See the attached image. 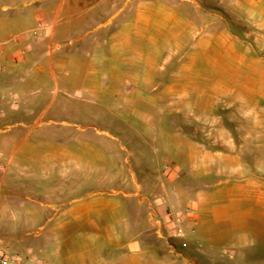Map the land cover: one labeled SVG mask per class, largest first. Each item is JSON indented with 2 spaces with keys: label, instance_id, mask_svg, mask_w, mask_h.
<instances>
[{
  "label": "rangeland",
  "instance_id": "374dc122",
  "mask_svg": "<svg viewBox=\"0 0 264 264\" xmlns=\"http://www.w3.org/2000/svg\"><path fill=\"white\" fill-rule=\"evenodd\" d=\"M62 1L67 6L63 23L54 27L52 14ZM146 1L99 0L92 5L91 0H10V7L0 12V52L24 42L21 48L0 53V218L8 185L23 184L36 190L67 185L65 202L77 198L72 205L91 206L85 218L116 217L92 207L108 199L95 191L112 186L107 178L120 172L136 189L146 216L169 228L170 247L190 252L191 264H264V221L253 219V207L247 222L242 206L234 209L238 220L229 239L216 248L199 233L204 216L195 204V195L207 184L199 179V148L213 149L216 137L231 136L234 121L254 107L261 110L264 85L255 86L261 95L249 94L244 65L234 66L236 76L230 77L237 57L223 49L219 54L216 41L207 54L196 53L194 64L184 71L181 54L189 50L172 45L184 22L199 21L183 5L188 13L176 14L167 24L163 17H150V24L138 26L136 8ZM193 1L214 10L211 3ZM36 12L47 19L37 20ZM234 15L230 27L239 51L243 46L258 50L247 34L257 30L247 25L243 8ZM172 73L187 75L182 84L190 93L167 98ZM211 77L221 80L229 94L209 91L211 82L205 80ZM252 115L259 113L254 110ZM258 138L252 155L244 156L251 169L253 156L264 163V130ZM188 148L194 152L191 156ZM211 210L207 219L213 216ZM44 211L48 216L54 209ZM177 227L183 235L175 234ZM49 228L0 221V250L41 258L40 239ZM72 228L76 226L67 231L72 252L80 253L83 235Z\"/></svg>",
  "mask_w": 264,
  "mask_h": 264
},
{
  "label": "crops",
  "instance_id": "0c3cea01",
  "mask_svg": "<svg viewBox=\"0 0 264 264\" xmlns=\"http://www.w3.org/2000/svg\"><path fill=\"white\" fill-rule=\"evenodd\" d=\"M96 1L99 0H91V4L94 5ZM154 1L141 2L136 8L135 23L138 26L150 24L152 22L149 21L150 17L152 20L163 17L167 24L176 14L185 15V11L188 13V9L182 11L183 5L190 7L189 12L194 14L193 19L199 21V24L192 21L184 22L177 30L176 40L172 45L175 49L189 50L188 54L186 52L181 54L184 71H189L197 55L207 54L212 41H216L219 54H224L221 49L226 45L242 57L239 62L230 58L234 65L229 76H236L233 72L234 66L237 65V68L239 65L247 66L248 71L243 74L247 81L246 91L253 96L263 93H256L255 86L264 85L262 68L264 66V0H201L203 3H211L214 10H206L193 0H157L159 2L157 6ZM9 2L10 0H0V12L10 7ZM64 6L62 1L55 7L52 14L54 27L60 21L63 23L61 14L65 11ZM238 7L243 8L247 25H252L257 30L256 33L252 31V34H247L257 42L258 50L245 46L241 48V52L238 49L235 34L230 27V21L236 17L234 13ZM36 16L37 20L47 19L42 12L38 14L36 12ZM223 38L227 39L225 44L222 42ZM23 46L24 42L9 44L4 46L0 53H9L10 49ZM174 52L173 55H180ZM3 69L5 71V68ZM0 76H2L1 71ZM172 76L174 83L167 89V98L186 95L185 92L188 90L184 89L182 83L187 75L172 73ZM205 82H211L209 91L217 96H224L231 91L229 88L226 92L223 91L219 79L211 77ZM252 109L247 116L233 122L234 131L231 136L216 137L213 149L203 146L198 150L199 159L204 162L199 165L198 171L202 172L199 174V179L206 180L207 183L204 190L195 195V204L204 216L199 224V233L216 248L229 239L230 228L238 220L234 209L242 206L244 212L242 218L247 222L252 218L248 213L253 207L256 212L253 219L264 221V163L253 156L255 167L251 169L250 160L244 158L245 153L252 155L250 152L255 151L260 143L258 137L264 130V107L261 110L255 107ZM254 110L259 115H252ZM188 145L192 147L191 144ZM190 148L188 154L191 156L194 152ZM107 179L113 185L95 192L108 196V199L95 201L92 208H105L114 212L116 217L85 218L91 206L82 202L72 205L79 200L77 198H70L65 202L63 197L69 195L67 192L70 191L67 185L46 186L36 190L23 184L21 187L8 185L5 206L1 207L4 211L0 221H4L8 226L50 225L40 239L39 246V253L45 264H191L190 252L176 251L170 247L167 239L170 230L166 224L160 226L159 221L152 222L146 216L143 203L136 198V189L131 185L128 186L125 175L121 176L120 172H114ZM46 208L54 209L53 214L45 215ZM209 208H212L210 213H213V216L207 219ZM154 224L157 225V230ZM70 225H75L76 228L72 229L78 230L83 235L81 246L83 251L80 253L72 252V236L67 233Z\"/></svg>",
  "mask_w": 264,
  "mask_h": 264
},
{
  "label": "built area",
  "instance_id": "2783aa9c",
  "mask_svg": "<svg viewBox=\"0 0 264 264\" xmlns=\"http://www.w3.org/2000/svg\"><path fill=\"white\" fill-rule=\"evenodd\" d=\"M33 33H36L34 30ZM178 226L179 219H176ZM176 235L181 236L183 235L182 229L177 227ZM0 264H45L43 263L42 259L33 254L23 255L22 253L16 250H0Z\"/></svg>",
  "mask_w": 264,
  "mask_h": 264
},
{
  "label": "bare ground",
  "instance_id": "6f19581e",
  "mask_svg": "<svg viewBox=\"0 0 264 264\" xmlns=\"http://www.w3.org/2000/svg\"><path fill=\"white\" fill-rule=\"evenodd\" d=\"M223 43L225 44V40L223 41ZM223 50H225L228 54H230L232 57H233V55H235L237 58V60L238 61H240V60H242V57L241 56H239V55H237V54H235V52L232 50V49H230V48H227L226 47V45H223V48H222ZM224 51V52H225ZM229 55V56H230ZM221 57V56H220ZM235 59V58H234ZM247 86V85H246Z\"/></svg>",
  "mask_w": 264,
  "mask_h": 264
}]
</instances>
